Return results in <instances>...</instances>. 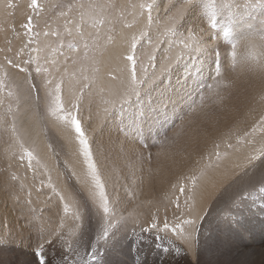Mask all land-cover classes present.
Instances as JSON below:
<instances>
[{"label": "snow or ice", "instance_id": "1", "mask_svg": "<svg viewBox=\"0 0 264 264\" xmlns=\"http://www.w3.org/2000/svg\"><path fill=\"white\" fill-rule=\"evenodd\" d=\"M14 7L16 5L9 3L8 0H0V10L6 12ZM157 8V0H137V2L132 0H57L56 3L50 0H27L26 22L22 23V27L26 29L25 35L28 36L25 47L35 43L36 47L32 48L31 52H35L36 56L29 54V58L22 62L25 66L5 57L7 67L5 64H0V94L7 89L8 97H16V111H19V97L8 88L7 69L14 68L25 73L32 89H37L38 86L31 83L33 72L27 65H35L34 72L37 76L46 74L47 78L40 87L50 98L48 114L63 129L73 134L68 138L69 142L74 141L77 144V155L82 157L81 163L84 166L80 174L72 172L76 185L72 186V191L67 198L51 183V176L48 177L47 186L61 202H64V213L67 215L71 210L75 223L68 229L67 239L63 231V222L60 224L61 231L52 232L47 237L43 235L42 230L38 229L37 244L34 249L37 264H50L45 255L46 244L59 248V264H104V261L98 258L102 242L103 245L109 243L115 235L114 229L118 224L127 223L129 219L134 223L139 222L140 214L135 210L127 217L117 215L119 194L114 188L109 191L107 174L94 157L93 146L81 117L84 88L91 92L92 86L98 82L101 72L99 65L106 62L104 56L109 48L115 47L117 51L114 56L109 57L108 62L115 59L122 66L105 74L111 81L117 83L107 89L100 87V92L107 91L109 97L103 99L106 105L104 112L107 114L115 110L123 115L126 106L129 109L135 107L138 109L135 115L140 117L141 123L151 121L156 124L167 119V109L177 102L172 95L175 87L172 84V77L174 70L181 64H184L185 79H187L191 74L188 70L189 64L196 66L202 63L203 57L208 56L212 60L213 84L206 85L210 95L206 96L204 90L197 87V96L191 97L190 112L193 113L197 112V109L203 111L208 106L206 101L222 105L225 99L222 92L234 87L235 81L231 79L230 73L236 72L237 69L258 75L264 80V0H242V2L241 0H181L178 6L173 5L171 11L166 8L163 18L154 16ZM50 19H62V29L51 30ZM41 23L48 29L43 33L35 31ZM153 27L156 28L155 40L150 34ZM13 31H15L14 28ZM40 35L55 37V45L46 42L41 46V42L37 39ZM142 41H146L150 50L144 49ZM218 42L225 46L223 53L220 51ZM174 48L178 49L175 55L172 54ZM42 52H47L48 55L42 57ZM157 53H160L159 58ZM23 54L24 48H21L17 55ZM57 56L64 57L65 64L69 60L73 64L81 61L88 62L92 65L91 71L94 73L92 76H83L86 83L78 93L71 92L73 98L67 104L64 99V77L61 76L54 83L52 69L45 66L50 64L56 72H60ZM83 71L82 66L81 73ZM70 78H74V75ZM177 83L179 84L180 81L178 80ZM49 86H51L50 91ZM181 87L186 88V85L181 84ZM154 97L155 104L152 102ZM37 99H40L39 94ZM261 99L264 100V90H262ZM3 106L4 98L0 95V107ZM6 117H11V120H7ZM133 123L135 124L136 121L133 120ZM0 128L3 129V134L7 135V140L4 142L9 148L19 152V159L26 160L27 166L33 169L35 175L36 166L40 165V161L34 150L26 146L18 131L11 104L5 109V117H0ZM258 130L264 132V115L258 118L251 132H246L244 135H251ZM182 132L183 128L177 135ZM243 142L244 140L237 138V143ZM214 147L216 151L213 155L219 161L220 144L216 143ZM226 147L232 148V144L227 143ZM261 157H264V149H261L258 155L252 156L249 162L259 160ZM149 159H151L150 156ZM208 159L209 163L205 167L210 168L212 167L211 156ZM65 163L67 166V162ZM44 171L46 172L47 169ZM205 175L202 168L199 172L184 177V183L174 185L179 193L174 201L177 209H180L179 196L185 195L188 190L189 194L184 204L189 212L192 211L189 201L195 203L198 182ZM11 179L19 180L20 178L13 173ZM44 183L41 181V186ZM260 185L254 190L244 191L238 199L232 201V206L239 207L243 201L254 200L257 197L264 200V179H261ZM21 188H24L23 184ZM26 195L28 198L25 204L29 206L30 212H34L35 209L30 207L32 192L28 191ZM86 217L97 219L98 231L94 242L88 239L84 231ZM160 224L158 216L153 215L150 217L149 226L140 224V232L137 235L153 233L155 239L161 241L157 247L168 252L170 248L164 246L166 241L177 254L180 253V248L173 245V240L169 236L187 245H191L194 239L198 240V234L193 235L185 229V225H195V219H186L178 214L174 223L169 224L165 218L162 227ZM133 232L136 234L135 230ZM193 232L196 230L193 229Z\"/></svg>", "mask_w": 264, "mask_h": 264}, {"label": "rangeland", "instance_id": "2", "mask_svg": "<svg viewBox=\"0 0 264 264\" xmlns=\"http://www.w3.org/2000/svg\"><path fill=\"white\" fill-rule=\"evenodd\" d=\"M170 1H172L173 3H170ZM8 2L13 3L14 5H16V7L8 9L6 12L0 10V64H5V66L7 67L5 63V57H7L8 59H12L15 63L21 64V66H25L22 62L29 58V54H31V56L33 57H35L36 55L35 52H31V49L36 47L35 43L25 47V45H27L28 36L25 35L26 29L22 27V23L26 22L25 5L27 3V0H8ZM50 2L56 3L57 0H50ZM132 2H137V0H132ZM162 2L163 0L157 1L158 8L155 13L156 17L159 15L158 12H161L163 10ZM180 2L181 0H169V4L167 3L168 6L166 5V8L170 11V9L172 10L171 7H173V5L178 6ZM49 23L51 24V30L53 31L57 28L62 29V19H50ZM13 28L15 29V31H13ZM45 30L48 29L45 28L43 23H41L35 29V31L41 33H43V31ZM150 34L153 40L157 38V35L151 33V31ZM153 36H155L156 38ZM37 39L41 42V46H43V44L46 42H51L53 46L56 43V38L53 36L44 37L43 35H40L39 37H37ZM142 44L145 50H150L146 41H142ZM218 44L220 45V51L223 53L225 51V46L221 42H218ZM161 47L163 49L164 46L162 45ZM21 48H24V54L17 55ZM113 48L114 47L108 49V51L105 53L106 57L109 56V53ZM45 55H48V53H41L42 57ZM97 55L99 54L97 53ZM159 55L160 53H157V57ZM210 58L211 57L208 56V60L206 59L205 61H203V64H205V66H209L207 69L208 72H205L207 75L202 74L198 76L197 80L193 83L191 88H193L195 85L196 86L192 90L187 91L188 93L186 92V94L188 95L185 97V101L181 106H177L175 104L171 106L173 107L172 109L171 107L167 109L168 117L166 120H162L160 123L156 124H153L151 121H147L146 124L148 123V125L146 126V129L142 131L138 128H135L139 125L143 127L142 124H133V120L137 122L139 117L138 115H135V113H137V111L134 112L135 107L129 109L126 106L123 113L124 115L119 114L115 110H111L107 113V118L115 116L116 118L114 119V121L119 124V121L121 120L123 121H121V123L124 124L126 123V119L129 120V124L126 123V125L123 124V126L122 124H120V131L124 132V135L127 134L126 131H129V134L130 132H134V139H136V143L139 144V146L136 144L138 146V148H136L137 151L135 149V147L137 146H135L132 151L129 150L128 155L123 154L124 160L128 162V166H125V164L123 163L121 170L122 172L126 173L125 179L128 182H118L116 180L112 185L108 184V188L109 191H112L114 188L119 194L120 203L117 205L118 216L123 215L127 217L130 212L135 210L140 214V219L137 223H134L131 219H129L127 223L122 222L118 224L114 229L115 235L110 239L109 243L107 245H103L102 242V246L99 248L98 258L102 259L104 261V264H264V200H261L259 197H257L254 200L243 201L239 207L232 206V201L238 199V197L244 191L254 190L255 188L261 186L260 181L261 178L264 177V169L252 171V168L257 167L259 163L263 162L264 157H261V159L259 160H255V162L252 164L250 163L246 165L245 168L237 171L235 174H233L232 170V177L227 178V181L224 184L225 186H222L211 200L209 198V207L207 206L204 214L200 216V221H198V223L193 226V229L196 230V232H194V235L198 234L199 238L198 240L194 239L193 241L195 253L194 261L191 259L190 252L185 247V245L176 240L175 237L169 236V238L173 240V245L180 248L179 254H177L174 251L173 247H170L166 241L164 242V246L170 248L168 252H164L159 247H157V245L160 244L161 241H157L153 233H143L139 236L137 235L140 232V224H143L145 227L149 226L150 217L153 215L158 216L161 222V227L163 226V220L165 218H167L169 224L174 223L176 216L178 214L181 215V213H183L182 215L184 216V218H188V216L185 214L187 208L184 204L187 195L185 194L186 196H179L180 207H182L184 209L182 210L185 211L183 212L182 210H180L181 208L177 209L175 207L174 201L176 199V196L179 195L178 191L176 192L174 190V185H176L175 182L168 183L165 186L162 185L159 188L158 182L155 181L158 175L157 170L153 169L155 161H157V159L158 164L161 163V161H159V156H161L160 151H162L167 156H169L168 154H170L171 151L172 153L175 152L170 155V158L173 160L175 159L177 161L176 162L174 160L176 163L182 162L183 165H187L188 168H191L195 165V162H193V155L199 153L198 156H207L203 155L206 154V149H204L205 147L199 146V144L204 145V143H202L203 139H195L199 138L195 137L192 140H188L185 137L187 136L186 133H188V128H186V126L190 127V125L195 126L196 124L194 129L198 134H202V132H205L206 130L208 131V133L211 132L210 134H212L215 133L223 125H225V133L227 132L229 136H233L236 143L238 136H240L239 138L244 140L246 149L247 147H250L251 149L252 145H255L257 147L256 152H254L255 155H258L260 150L264 149V132L258 130L251 135H244V133L246 132H251V128L254 125L251 123H257L258 121L254 120H258L261 115H264V100L261 99V93L262 90H264V80H262L258 75L249 74L242 69H237L236 72H231L230 77L235 81V84L234 87L228 89L225 92H222L225 97L222 105H216L212 104L210 101H206L208 106L203 111L197 109V112H195L197 114L190 112V106L192 103L191 97L197 96V87L204 90L206 96L210 95V92L206 89V85L213 84V79L211 77L214 76V71L211 66L212 60ZM56 59L59 61L58 66L60 67V72H56L53 66L50 64L45 65L46 67L52 69L54 83L55 80H58L61 78V76H63L66 86L70 85V88L74 89V91L77 93L82 88L84 83H86L83 80V76L94 75V73L91 71L92 65H90L88 62L81 61L80 63L73 64L72 61L69 60L65 64L64 57L57 56ZM41 62L43 63V61ZM82 66L84 68L83 73H81ZM99 66L101 67V65ZM27 67H29V70L33 72L31 83L36 84L38 86L37 89H32L30 87L25 73L20 72L18 69L8 68V88L13 90L16 93V96L19 97V111H16V97H8L6 89L3 94H0L4 98V106L0 107V117H5V109L9 104H11L15 115L18 131L24 139L26 146L31 147L34 150L36 156L40 161V165L36 166V175H34L33 169L27 166V161H21L19 159V152L14 148H9L8 145L4 142L5 140H7V135L3 134V129L0 128V137H2L0 138V174L4 176L0 179V210L7 211L9 215L11 214V218H17V222L21 221L20 223L24 224V227L26 226L25 228H22L23 225H21L20 228L22 229L16 227V229L19 230L17 231V236L13 235V237L12 235H10L11 238L13 237L12 239H10L11 241H17V239H20L21 237V239L19 240V244H9L7 248H2L0 246V264H37V257L34 255V249L37 244L36 234L38 232V229L42 230L43 235L47 237L49 233L61 231L60 224L61 222H63V231L65 232V238L67 239V231L75 223L74 221H72L73 219L71 210L67 215L64 213L62 209L64 202H61L60 200H52L50 195H55L52 189L44 185L39 186L38 182L46 180V178H44L46 177V175H43L45 174V171H43V169H47V175H50L51 171L50 167L48 166L49 163L47 164V161H49L51 163V166L54 165L56 170H58L62 175L63 181L67 182L68 188L70 190L69 192H71L72 186L76 185V179L72 176V159H74L77 155V144L74 141H72L71 143L67 142V140L60 133L63 129L62 126L59 125V123L48 114V103L50 98L45 95L44 89L40 87L43 84V81L47 78L46 74L42 73L40 76H37L34 72L35 65H27ZM73 75L74 78H70L73 77ZM101 77L102 73L100 72L99 79H101ZM115 83L117 82H114L111 86H113ZM50 90L51 86H49V91ZM84 92L85 96L81 102V117L87 129L89 138L92 139L90 142L92 143V146H94V157L97 159L98 165L101 166V164L104 162H102L100 157L103 156V161H109L106 156L113 155V150H110L111 152L109 151L108 153L106 151L103 152L102 140H99L97 138V131L93 132L92 134H89V131H91L92 122H97V118L99 116L97 114L100 111H104V108L106 107L102 99H107L109 97L101 94L95 85L92 86L91 92H89L87 88H84ZM38 94L40 96L39 100L37 99ZM72 98L73 96L68 98V101ZM68 101H65V103L67 104ZM152 102L153 104L156 103L155 97L153 98ZM262 106L263 109L260 108ZM136 110L138 109L136 108ZM125 111L129 112L125 114ZM116 113H118V116ZM105 114L104 117H106ZM248 115H250V117ZM253 115H256L255 117L258 116V118L253 117ZM104 117H102V119ZM252 118L254 120H252ZM6 119L10 121L11 117H6ZM86 119L88 120L86 121ZM186 120L187 122L189 120V123L192 124L188 125L187 122H185ZM198 124L201 125L199 126L202 129H200L201 132L196 129L199 128ZM237 125L241 127H236ZM183 126H185V128ZM235 127L237 128V130H235ZM181 128L187 130L185 131L183 129L182 134L177 136V133L180 132ZM118 129V134L120 136H124L123 133ZM67 131L71 135H73L69 130ZM93 137H96L97 139L95 138L93 140ZM104 138L108 140L109 143H112L107 144V146L111 145V147L107 148L115 147V149H117L118 147H120L121 140L119 136H109V134H106ZM124 139L126 140L128 138L124 137ZM179 140L183 142L181 143ZM131 141L132 138H130L129 135V143ZM198 141H201V143L199 142L198 144ZM41 143H43V145L47 148V157L48 155H50V157H48V160H45L46 155L42 153ZM185 143H187L188 145H185ZM134 144L135 143H133V146ZM194 151L196 152L195 154ZM189 152L191 154L186 159V155ZM99 154L102 155L99 156ZM149 156L151 157V159H149ZM163 156H161V158H164ZM65 162H67V166ZM19 163L24 166H21V168H19ZM33 164L35 165V161L33 162ZM118 165L121 166V163H119ZM183 165L179 164L177 167L179 168ZM108 166H111V169L118 171L117 166L114 165V163L110 162L108 163V165H104L102 169L106 174L109 173L110 170ZM139 168L144 170L140 172L142 175L146 174L148 176L147 185H143L140 181H138L136 184L134 183L133 178L136 174H138L137 169ZM182 168L183 167L179 168V171ZM13 173L20 179L12 180L11 177ZM38 173L41 175L40 178V175H38ZM24 176H32L35 179L33 181H30L27 178H23ZM169 178H174V175H170ZM21 184L24 185L23 189L21 188ZM38 186L40 189L38 188ZM44 187H46L45 189L47 190H45ZM26 188L28 189L26 190ZM56 189L57 191H59L58 188ZM28 190L31 192L39 191L38 197H41V194L43 193L44 197L48 195V198H45L44 205L41 203L34 204L32 202V205L30 207L35 209L34 212H30L29 206L25 204V201L27 199L25 197V193H27ZM174 193L176 196L175 198H173V196L171 199L170 196L174 195ZM144 194L147 195V197ZM25 208L28 210L26 211ZM187 227L191 226L185 225V229H187ZM23 229L24 233H26L25 231H27V235H21V233H23V231L21 230ZM133 230H135L136 234H134ZM84 231L86 232V234H88V239L90 240V236L91 241L94 242V237L98 231L97 219L94 217H86L84 222ZM29 235H31V237L33 236V239L29 237ZM161 235H163V233ZM22 238L28 241L25 243ZM22 245H24V247ZM59 251L60 250L58 247H53L52 245L47 244L45 245V255L48 257L50 264H59Z\"/></svg>", "mask_w": 264, "mask_h": 264}, {"label": "bare ground", "instance_id": "3", "mask_svg": "<svg viewBox=\"0 0 264 264\" xmlns=\"http://www.w3.org/2000/svg\"><path fill=\"white\" fill-rule=\"evenodd\" d=\"M158 1V0H157ZM180 1V0H179ZM169 2V0H163L162 2V8L163 10L161 12H158L159 15L157 16V18H163L165 16V9H166V5L167 3ZM172 1H170L171 3ZM176 2V1H175ZM173 3V2H172ZM169 4V3H168ZM168 6V5H167ZM170 6V5H169ZM170 8V7H169ZM172 8V7H171ZM159 10V9H158ZM171 11V9H170ZM156 11L154 12V16L156 17L155 15ZM151 33L155 34L156 35V28L153 27L151 30ZM155 37V36H153ZM156 38V37H155ZM154 38V39H155ZM117 51V49L114 47L111 52L109 53V56L106 57L104 56V60L106 61L104 64H101V73H102V77L101 79L98 80V82L96 84H94L96 86V88L98 89V91L100 92V87H104L105 89H107L108 87H110L114 81H111L110 78L108 76H106L105 74L109 71H112V70H115L117 69L119 66H122L121 64H119V62L115 59H112L111 62H108L109 61V57H112L114 56L115 52ZM178 51V49L174 48L173 49V55L176 54V52ZM36 56V55H35ZM160 56V55H159ZM158 56V58H159ZM208 57H203L202 58V63L196 65V66H193V64H189L188 65V70L189 72L191 73L187 79H185V69H184V64H181L178 66L177 69L174 70V75L172 77V84L175 86L174 89H173V92H172V95H173V99L176 100L177 102L175 103L177 106H181L182 103H184L185 101V97L188 95L186 94L187 91H190L192 90L193 88L192 85L193 83L197 80L198 76L199 75H205L206 71L208 72V63L206 64L207 66H205V64H203V61H205ZM211 59V58H210ZM208 60V59H207ZM205 63V62H204ZM212 63V61H211ZM211 65V64H210ZM69 70V69H68ZM91 72V71H90ZM210 72V71H209ZM207 75V74H206ZM231 75V74H230ZM235 76V75H234ZM200 78V77H199ZM258 78V77H257ZM209 79V78H208ZM180 81V83L178 84L177 81ZM253 81V80H252ZM255 82V81H254ZM251 83V82H250ZM181 84H184L186 85V88H182L181 87ZM252 85V84H251ZM249 85V86H251ZM65 91H64V99L65 101H68V98H70L72 96L71 92L74 91V89L70 88V85L66 86L65 84ZM94 88V87H93ZM95 89V88H94ZM197 89V88H196ZM71 90V91H70ZM96 91V90H95ZM97 93V92H96ZM101 93V92H100ZM178 93V94H177ZM188 93V92H187ZM101 94H104L106 96H108V93L107 91H104L103 93ZM183 97V98H181ZM100 98V97H99ZM93 99V98H92ZM91 99V100H92ZM101 100V99H100ZM103 100V99H102ZM187 100V99H186ZM99 103V102H98ZM189 103V101H188ZM209 103V102H208ZM102 104V103H101ZM210 104V103H209ZM251 104V103H250ZM263 104V103H262ZM261 104V105H262ZM173 105H170L169 107H171ZM176 106V107H177ZM97 107V106H96ZM104 107V106H103ZM183 107V106H182ZM185 107V106H184ZM251 107V106H250ZM173 107H171L172 109ZM261 109H263V106L260 107ZM95 109V107H94ZM127 109V108H126ZM214 109V108H213ZM88 110V109H87ZM101 110V109H100ZM199 110V109H198ZM135 111H138L136 110V108H134V112ZM170 111V110H169ZM254 111V109H253ZM252 111V112H253ZM262 111V110H261ZM264 111V110H263ZM92 112H95V111H92ZM98 112V111H97ZM96 112V113H97ZM129 112V111H128ZM128 112L125 111V114H127ZM200 112V111H199ZM251 112V110H250ZM100 113V114H99ZM97 115L98 118H97V122H92V126H91V131H89L90 133L89 134H92L93 132L97 131L98 133V136L97 138L99 140H102V150L103 152L106 151L107 153L110 151V150H113V155H109V156H106L107 159L109 161H103V156H101L102 154H99L100 159L102 160V163L101 164V168L103 169L104 165H108V163H114V165L117 166L118 168V171L117 170H114V169H111V166H108V168L110 169L109 170V173H107V178H108V184L109 185H112L116 180L118 182H122V181H125L126 183L128 182L126 179H125V175L126 173L125 172H122L121 168H122V164L124 163L125 166L127 165L128 166V162H126V160H124V155H128L129 153V150H133L135 146H139V144L136 143V139H134V132H130L129 134V131H126L127 134L124 135V132L120 131V127L122 124L124 123H117L116 121H114V119L116 118L115 116L113 117H109L107 118V114H105L104 111H100ZM245 113V112H244ZM104 114L106 115V117H104ZM117 116H118V113H116ZM197 114V113H195ZM247 114V113H246ZM251 114V113H250ZM124 115V114H123ZM201 115V114H200ZM86 116V115H85ZM129 116V115H127ZM192 116V115H191ZM194 116V115H193ZM196 116V115H195ZM199 116V115H198ZM203 116V115H202ZM250 117V115H248ZM247 116V117H248ZM252 116V115H251ZM256 116V115H255ZM253 115V117H255ZM102 117H104L102 119ZM125 117V116H124ZM134 117V116H133ZM190 117V116H189ZM248 117V118H249ZM84 118V117H83ZM119 118H120V115H119ZM135 118V117H134ZM137 118V117H136ZM211 118V117H210ZM217 118V117H216ZM255 118H258L255 117ZM118 119V118H117ZM124 119V118H123ZM88 119H86L87 121ZM183 120V119H182ZM185 120V119H184ZM190 120V119H189ZM189 120L187 122V120L185 122H187L188 125L192 124V123H189ZM252 120H254L252 118ZM211 121V119H210ZM254 121H258L257 119L254 120ZM123 122V121H122ZM191 122V121H190ZM200 122V121H199ZM198 122V123H199ZM209 122V121H208ZM88 123V122H87ZM86 123V124H87ZM126 123L129 124V120L126 119ZM126 123L124 125H126ZM212 123V122H210ZM89 124V123H88ZM134 124V123H133ZM136 124H142L143 127L141 125H139L138 127H135L136 129H140V130H145L146 129V126L148 125V123H141L139 117H138V120L136 122ZM181 124V123H179ZM194 124V123H193ZM250 124V123H249ZM251 124H255L254 123H251ZM132 125V124H131ZM182 125H185V124H182ZM241 125V123H240ZM193 125H190V127L186 126V128H188V133L187 136H185L188 140H192L194 139L195 137H199V138H195V139H203L202 143H204V145L202 144H199V142L201 143V141H198L197 143L199 144L200 147H205L204 149H206V154H203L204 156L206 157H203L202 155H199V153L195 154L196 152L194 151V154L193 155V162H195V165L191 168H188L187 165L184 166L182 162H179V163H176L173 159L170 158V155H172V151L170 154H168L169 156L165 155L162 151L161 152V156H163L165 158H161V156H159V161H161L160 164H158V159L157 161H155V164H154V170H157V178H156V182H158V185H159V188L160 186H165L167 185L168 183H173L175 182L176 185L178 184H181V183H184V177L194 173V172H199L200 169H204L206 175L198 182V188H197V198L195 200V203L193 204L191 201H189V206L192 208V211L189 212L188 209H186V215L188 216L189 219H195L196 220V224L198 223V221H200V216L202 214H204V211L206 210L207 206L209 207L208 203L210 202V200L212 199V197L220 190V188L222 186H225L224 184L226 183L227 181V178L228 177H232V173L231 171L233 170V174H235L237 171L239 170H242L243 168L246 167V165L248 164H252L255 162V160H252L251 162L250 161V158L252 156H254V152H256L257 150V147L255 145H252V148L250 149V147H247L246 149V145L245 143H236L235 142V138H233V136H229L227 134V132L225 133L224 129H225V125H223L221 128H219L215 133H208V131L206 130L205 132L203 131L202 134H198L197 131L194 129V127L196 126H193ZM201 126L200 124H198V127ZM215 126V125H214ZM218 126V125H217ZM90 127V126H89ZM185 128V126H183ZM192 127V128H191ZM236 127H241V126H236ZM235 127V128H236ZM243 127V126H242ZM250 127V126H249ZM119 128V129H118ZM183 128V129H184ZM190 128V129H189ZM203 128V127H202ZM251 128V127H250ZM117 129L123 133L124 136H120L118 134V131ZM131 129V128H130ZM198 131L201 132V127L199 128H196ZM201 129V130H200ZM204 129V128H203ZM241 129V128H239ZM246 129V128H245ZM248 129V127H247ZM246 129V130H247ZM185 130V129H184ZM187 130V129H186ZM185 130V131H186ZM195 130V131H194ZM205 130V129H204ZM237 130V128L235 129ZM244 130V129H242ZM179 131V130H178ZM176 132V131H175ZM61 135L68 141V138L71 136V134L65 130V129H62L61 130ZM185 133V132H184ZM106 134H109V136H119L120 140H121V144H120V147H118L117 145V149L114 148H107V147H111V145H108L107 144H112V143H109L108 140H106L104 137L106 136ZM210 134V135H209ZM219 134V135H217ZM239 134V133H238ZM245 134V133H244ZM129 135H130V138H132V141L134 144L133 146V143H129ZM175 135V134H174ZM237 135V134H236ZM240 135V134H239ZM137 136V135H136ZM178 136V135H177ZM183 136V135H182ZM125 138H128V139H124ZM176 137V136H175ZM203 137V138H202ZM240 137V136H238ZM96 137H93V140L95 139ZM96 138V139H97ZM181 139V138H180ZM92 139L90 138V141ZM110 140V138H109ZM116 140V139H115ZM182 140V139H181ZM119 141V140H118ZM124 141V142H123ZM135 141V142H134ZM180 141V140H179ZM195 141V140H193ZM233 141V142H232ZM139 142V141H138ZM178 142V141H177ZM181 143L183 141H180ZM178 142V143H180ZM189 142V141H188ZM191 142V141H190ZM180 143V144H181ZM216 143H219L220 144V148H219V152L221 153V158L219 161L216 160L215 156L213 155L214 151H216L214 145ZM227 143H231L232 144V148H228L226 147V144ZM137 144V145H136ZM148 144V143H147ZM177 144V143H176ZM185 145H188L187 143H185ZM41 146H42V153L45 156V160H48V157H50V155H48L47 157V148L43 145V143H41ZM76 146V145H75ZM114 146V145H113ZM135 147L136 148H138ZM184 146V144H183ZM191 146H192V143H191ZM94 147V146H93ZM162 147V146H161ZM187 147V146H186ZM99 148V147H98ZM172 148V147H171ZM177 148V146H176ZM77 149V148H76ZM143 149V148H142ZM194 150V149H193ZM75 151V150H74ZM94 151V149H93ZM137 151V149H136ZM77 152V151H76ZM111 152V151H110ZM170 152V151H169ZM140 153V152H139ZM159 153V152H158ZM124 154V155H123ZM163 154V155H162ZM190 152L186 155V159L187 157L190 156ZM74 155V154H73ZM130 155V154H129ZM257 155V154H256ZM53 156V155H52ZM209 156H211V164H212V167L208 168V167H205L208 163H209ZM41 157V156H40ZM51 158H54V157H51ZM50 159V158H49ZM82 161V157H79L78 155L75 156L74 159H72V172L75 171L77 174H80L83 170V164L81 163ZM183 161V160H182ZM49 163V164H48ZM121 163V166H119L118 164ZM135 163V162H134ZM27 164V163H26ZM47 164L48 166L50 167V175L51 176V183L55 186L56 185V188L59 189V191L64 194L66 196V198L69 196V188H68V184L67 182L63 181V178H62V175L59 173L58 170H56L55 166L52 165L51 166V163L49 161H47ZM179 164H182L183 166H180L179 168L183 167L180 171H179V168L177 167ZM191 164V163H190ZM19 168H21V166H24L22 165L21 163L18 164ZM18 169V168H17ZM124 169V168H123ZM140 169V168H139ZM137 169L138 170V174H136L134 176V183L136 184L138 181H140L143 185H147V179H148V176L145 174V175H142L140 172L141 171H144L143 169ZM258 169H264V160L263 162L259 163L257 165V167H253L252 168V171L254 170H258ZM32 170V169H31ZM44 171V169H43ZM125 171V170H124ZM264 171V170H263ZM20 172V171H19ZM41 173V172H40ZM45 174L43 175H46V180H42L44 181V186H47V180H48V175H47V172H44ZM264 173V172H263ZM26 174V173H25ZM36 175V174H35ZM38 175H40L38 173ZM42 175V176H43ZM156 175V174H155ZM170 175H174V178H169ZM4 176H2L0 174V179L3 178ZM41 177V175L39 176V178ZM23 178H27L29 179L30 181H33L35 178L32 177V176H24ZM128 178V177H127ZM264 178V177H263ZM261 178V179H263ZM24 180V179H23ZM249 180V179H248ZM133 181V180H132ZM149 181V180H148ZM32 184V183H31ZM258 184V183H257ZM38 185L41 186V182L39 181L38 182ZM108 185V186H109ZM121 185V184H120ZM36 186V185H34ZM38 186V188H39ZM111 187V186H110ZM169 187V186H167ZM171 187V186H170ZM34 188V187H33ZM46 187H44L45 189ZM173 188V187H172ZM247 188V187H246ZM28 188H26L27 190ZM30 189V188H29ZM40 189V188H39ZM38 189V190H39ZM144 189V188H142ZM36 190V189H35ZM47 190V189H45ZM174 190L177 192V188L175 187ZM29 191V190H28ZM148 191V190H147ZM187 193H185L187 196L189 194V191L186 190ZM44 192V191H43ZM146 192V191H145ZM171 192V191H170ZM38 193L39 191H36V192H32V202L34 204H37V203H41L44 205L45 203V198L47 199L48 198V195L47 196H43V194H41V197H38ZM53 193V192H51ZM151 193V192H150ZM172 193V192H171ZM232 193V192H231ZM234 193V192H233ZM177 194V193H176ZM179 194V193H178ZM235 194V193H234ZM145 195V194H144ZM185 195V196H186ZM237 195V194H236ZM52 200H58L59 201V198L56 196V195H50ZM147 197V195H145ZM144 196V197H145ZM152 196V195H151ZM170 196V195H169ZM174 196V197H173ZM175 193L174 195H171V199L172 197L175 198ZM25 197H27L26 193H25ZM177 197V196H176ZM181 197V196H180ZM210 198V200H209ZM164 199V198H163ZM170 199V198H169ZM185 199V198H183ZM182 199V200H183ZM228 199V198H227ZM139 200V199H138ZM151 200V198H150ZM70 203V200L68 201ZM182 202V201H181ZM49 203V202H48ZM51 203V202H50ZM53 203V202H52ZM62 204V203H61ZM251 204V203H250ZM153 205V204H152ZM170 205V204H169ZM183 205V204H182ZM26 206V205H25ZM37 206V205H36ZM52 207V206H51ZM50 207V208H51ZM27 208V207H26ZM25 210L27 211L28 209ZM39 208V207H38ZM57 208V207H56ZM182 210L183 208L180 207ZM52 209V208H51ZM63 209V208H62ZM184 210V209H183ZM182 210V211H183ZM181 211V212H182ZM39 212V211H38ZM179 212V211H178ZM185 212V211H183ZM43 213V212H42ZM183 213H181L182 215ZM262 214V213H261ZM13 215V214H12ZM28 215V214H27ZM43 215V214H42ZM257 216V215H256ZM17 217V216H16ZM71 217V216H69ZM199 217V218H198ZM13 218V219H12ZM11 218V214L9 215L7 211H1L0 210V246L3 248H7L9 244H19V240L21 239H17V241H11L10 239H12L15 235L17 236V230L16 227H19V229H22L24 227V224H21L20 222L21 221H16L17 218L15 217H12ZM187 218V217H186ZM187 218V219H188ZM67 219V218H65ZM71 219V218H69ZM73 221V220H72ZM195 224V225H196ZM18 225V226H17ZM22 226V228H20V226ZM204 225V224H203ZM50 226V225H49ZM194 226V225H193ZM193 226L191 227H187L186 231H188L189 233H192L194 235V232H193ZM26 227V226H25ZM24 227V228H25ZM198 230V229H197ZM23 231V233H21V235H27V231H25L26 233H24V229L21 230ZM202 232V231H201ZM30 234V233H29ZM50 234V233H49ZM10 235H12L13 237L11 238ZM33 235V234H32ZM37 235V234H36ZM35 235V237H36ZM88 235V234H87ZM7 236V237H6ZM19 237V236H18ZM24 237V236H23ZM29 237H31V235H29ZM33 237V236H32ZM31 237V238H32ZM88 237V236H87ZM90 238V241H91V237L89 236ZM33 239V238H32ZM31 239V241H32ZM199 239V238H198ZM14 240V239H13ZM22 240L26 243L28 240L26 239H23ZM194 241V240H193ZM21 242V241H20ZM37 242V241H36ZM22 244V243H21ZM28 244V243H27ZM36 244V243H34ZM185 247L188 249V251L190 252V255H191V259L194 261L195 259V253H194V242L191 243V245H187V244H184ZM24 247V245H22ZM27 246V245H26ZM10 247V246H9ZM17 248V247H16ZM28 248V247H26ZM3 251V250H2ZM7 253V252H6ZM9 253V252H8ZM199 254V253H198ZM190 259V260H191ZM226 262V261H225Z\"/></svg>", "mask_w": 264, "mask_h": 264}]
</instances>
